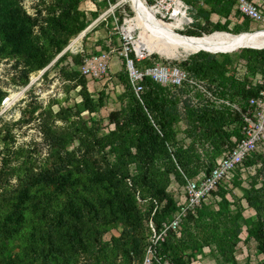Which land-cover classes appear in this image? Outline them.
<instances>
[{
    "label": "trees",
    "instance_id": "16d2710c",
    "mask_svg": "<svg viewBox=\"0 0 264 264\" xmlns=\"http://www.w3.org/2000/svg\"><path fill=\"white\" fill-rule=\"evenodd\" d=\"M79 2L58 1L60 15L48 17L37 34L35 21L17 0H0V55L22 63L18 76L21 84L28 82L30 72L43 69L49 63L53 57L49 52L51 46L57 52L64 48L67 40L62 34L74 35L85 27L78 17ZM204 3L210 6V12L224 16L232 7V3L221 0H204ZM211 27L214 31L235 34L250 31H232L219 22ZM185 34L203 35L194 30ZM242 48L227 53L237 52V59L249 74L262 71L264 48ZM221 53L198 51L183 61L184 68L198 78L217 82L232 96L238 93L246 101L256 89L246 88L247 77L236 79L227 70L228 62L221 60ZM79 66L74 60L70 70L60 69L67 80L79 87V102L58 106L57 110L51 104L36 107L40 108L36 117L47 146L43 157L26 153L21 146L14 148L10 131L0 128L3 141L0 264H117L121 259L130 263L134 258L141 263L149 236L148 221L151 219L159 226L176 210L169 185L173 181L184 184L203 165L195 145L202 144L203 139L216 152L222 146L234 145L231 136L236 139L241 136L238 113L208 105L196 108L185 103L191 142L186 147L178 144L173 129L174 123L183 117L178 99L173 90L154 84L149 77H144L140 99L128 78L120 77L125 87L122 106L109 113L114 127L98 135L99 123L91 118L89 125L81 113L95 112L104 105L107 96L103 92L97 98L92 96ZM4 96L0 90V106ZM231 124L230 131L223 128ZM71 142L76 145L68 149ZM253 156L244 161L245 166L252 162ZM224 185L218 186L221 209L216 216L207 220L206 215L213 214L214 209L199 207L195 214H187L183 226L191 223L201 241L214 244L223 260L232 264L236 261L230 243L235 244L245 226L248 238L256 242L257 251L264 255V187L244 190V198L255 211L246 218L237 208L229 210ZM138 198L150 203L152 215L146 222ZM152 200L156 201V208ZM224 210L226 214L221 216ZM118 227H121L118 236L103 239L105 233ZM185 248L186 238L180 232V235L168 234L156 245L155 251L160 263L190 264Z\"/></svg>",
    "mask_w": 264,
    "mask_h": 264
},
{
    "label": "rangeland",
    "instance_id": "374dc122",
    "mask_svg": "<svg viewBox=\"0 0 264 264\" xmlns=\"http://www.w3.org/2000/svg\"><path fill=\"white\" fill-rule=\"evenodd\" d=\"M58 1L60 2V0ZM58 1L17 0L26 14L35 21L34 32L37 34L40 27L45 26L48 17L60 15ZM143 2L147 7L155 10L156 17L160 19L159 10L162 6L157 5L154 7V0H143ZM226 2L232 3L231 9H233L234 15L232 17L239 18L241 20L239 24L235 23L234 18L225 19L220 15L212 14L214 12H210L207 6L197 3L195 0H188L186 4L189 6L188 11L192 20L194 21L197 18V21L189 25L193 24L196 28H190L185 25L184 29H181L177 21L167 17L163 21L177 23L176 31L181 34L192 30L200 35L202 33L203 35L204 33L211 34L214 31L211 25L214 21L219 20L224 22L223 24H226L227 28L232 31L237 29H250L247 32L253 34L264 32V30H260L264 28L263 24L250 22L248 18L239 12L235 0H226ZM254 2L259 3L258 0ZM193 3L195 5L197 3L196 6L198 9L190 7L191 4L194 6ZM77 12L80 20L85 23V27L74 35H68L66 37V34H62V37L67 40L64 48L60 52H57L51 46L49 52L53 53L52 59L43 69L30 72L26 84H21L18 78L22 63H19L15 58L0 55V90L5 94L0 106V128L10 131L14 148L21 146L26 149V153L28 152L34 157H43L47 152V146L40 132L39 121L36 117L40 108L36 107L43 108L51 104L53 110H57L58 106H72L81 100L79 87L64 77L60 72L61 68L66 71L70 70L74 60L82 64L83 60L97 46L101 50L111 49V55L119 56V69L115 74L119 78L123 77L124 79L128 78L125 52H128L129 59L133 58L135 67L148 66L149 64L164 61H171L186 67L183 61L194 54L190 53L175 58L164 56L154 51L136 52L134 44L136 46V41L140 39L143 29H146L147 33L150 34L154 32V28L149 25L147 20H145L144 27L128 28V21L136 17V11L130 0H80ZM200 18H203L205 23L202 24ZM209 18L212 19L209 20ZM221 54H223L221 60L228 62L225 65L227 70L232 72V74L237 64L243 63L237 59V52ZM141 55L143 57H140ZM86 80L89 81L90 79ZM178 91L180 89L175 92ZM102 92L104 93V90ZM13 95L15 96L14 98H12ZM234 101L241 105L244 102L238 93H234ZM111 111L112 108H97L93 113L82 112L81 117L89 125V120L91 118L95 119L99 123L98 135H101L102 133L108 132L110 126L113 127V124L109 120V113ZM176 142L180 144L178 139ZM231 142L233 141L231 140ZM2 145L3 141L0 140V148H2ZM75 145L74 142H71L67 145V148L71 149ZM226 147L222 146L219 151L214 152L215 150L212 151L211 148H207L205 145L196 144L195 148L203 165L198 168L197 173L191 176V178H202L209 171L210 163L220 158ZM247 166H250V168L242 175L236 176L229 184L223 183V185L225 184V188H223L225 190V197L229 201V210L234 211L237 208L246 218L254 215L255 211L248 205L244 198V190L264 187V144L254 153L252 162ZM220 191L221 188L217 187L200 206V209L204 207H212L214 209L213 214L206 215L207 220L215 217L216 212L221 209L219 205ZM139 208L144 214L143 217L146 222L147 218L152 215V211L150 212V203L147 201L139 202ZM225 214L224 210L221 216H225ZM120 228L118 227V229L105 233L103 239L109 240L111 236L119 234ZM181 233L186 238L185 255L190 264H232L223 260L214 244L202 242L191 223L182 226ZM230 249L233 252L236 264H264V255L257 251L256 242L248 238L245 226L239 232L238 240L235 244L232 245L230 243ZM138 260L134 258L130 263H127L126 260L121 259V261H117V264H139L140 262Z\"/></svg>",
    "mask_w": 264,
    "mask_h": 264
},
{
    "label": "built area",
    "instance_id": "2783aa9c",
    "mask_svg": "<svg viewBox=\"0 0 264 264\" xmlns=\"http://www.w3.org/2000/svg\"><path fill=\"white\" fill-rule=\"evenodd\" d=\"M235 4L239 12L251 22L264 25V6L252 0H235ZM157 5L162 6L159 10L160 19L164 20L167 17L177 21L181 29L193 21L189 15V7L183 0H154L153 6ZM111 52V49L92 52L79 66L81 75L86 79H109ZM125 61L129 84L139 99L144 90L142 84L144 77H149L154 84L166 86L173 91L186 89L189 94L200 93L203 98L214 104L228 107L234 113H238L241 119L240 138H232L234 145L226 147L222 156L215 160L202 178H186V182L182 185L175 181L169 185L168 191L171 192L176 204L172 217L162 221L159 226H156L151 219L148 221L149 236L140 264H168L167 261L160 263L156 256V245L170 233L180 235L187 214L189 212L195 214L196 209L219 185L229 184L236 176L248 170L250 166H245L244 161L264 144V68L262 71L249 74L244 64L240 63L235 67L233 71L235 78L243 80L247 77L249 83L246 88L256 89L255 94L247 97L241 105L235 101L230 102L227 99L218 98L215 95L216 88L213 83L192 75L177 63L164 61L135 67L133 58L128 57V52H125ZM186 146V143L183 144V147ZM205 146L211 148L208 144ZM138 200L142 202L141 199L138 198ZM152 203L156 208V201L152 200Z\"/></svg>",
    "mask_w": 264,
    "mask_h": 264
},
{
    "label": "bare ground",
    "instance_id": "6f19581e",
    "mask_svg": "<svg viewBox=\"0 0 264 264\" xmlns=\"http://www.w3.org/2000/svg\"><path fill=\"white\" fill-rule=\"evenodd\" d=\"M130 2L136 11V17L128 21V28L144 27L145 20L154 28V32L150 34L146 29H143L140 39L136 41V46L134 44L136 52L154 51L176 58L201 50L227 53L245 46H264V32L259 34L246 32L234 35L235 33L227 31H214L202 36L181 34L175 30L177 23L158 19L155 15L156 11L147 7L143 0H130ZM260 30H264V28ZM14 97L13 95L12 98Z\"/></svg>",
    "mask_w": 264,
    "mask_h": 264
},
{
    "label": "crops",
    "instance_id": "0c3cea01",
    "mask_svg": "<svg viewBox=\"0 0 264 264\" xmlns=\"http://www.w3.org/2000/svg\"><path fill=\"white\" fill-rule=\"evenodd\" d=\"M184 1V0H183ZM197 3H201L205 6H207V8L210 10V6L207 5L206 3H204V0H195ZM226 0H221V2H224ZM255 1V0H252ZM260 5L264 6V0H258ZM186 3V0L184 1ZM196 3V5H197ZM194 6L190 7H195V9H198V7L193 3ZM199 6V4H198ZM189 7V6H188ZM214 15H216L217 13H212ZM220 14H217V16H219ZM222 18H234V20L236 21V24L240 23V19L236 18V17H232L233 15V9L230 10V13L227 16L224 15H220ZM212 18H209V20H211ZM194 21H197V18L194 19ZM192 21V23L194 22ZM200 21L203 23L204 19L200 18ZM224 23L221 20L219 21H214V23ZM251 22V21H250ZM213 23V22H212ZM213 23V24H214ZM234 23V24H235ZM188 27L190 28H196L195 25H188ZM101 50L99 48V46L95 47V49L92 52H97ZM118 60H119V56L118 55H110V59H109V70H110V78L107 80H96V79H90L89 81H87V87L90 91V93L92 94V96L94 98H97L98 93L102 90H104V93L106 94V99H104V105L101 108L104 109H110L112 108V111L114 110H119L122 106V101H121V95L125 89L124 84L122 83V81L120 80V78L117 76L116 71L119 69V64H118ZM213 83V85L215 86L216 90H215V95L218 98H223V99H227L230 102H234V96L231 95V93L226 90V88H223L221 85H219L217 82H211ZM175 96L178 99V108L181 111V115H183V117H180L179 120L174 123L173 125V129L175 132V140H179L180 144H189L191 142V138L190 136L187 134V128H188V124H187V120L184 114V104L187 103L189 105H191L192 107H196V108H202L205 105L208 106H212L216 109H226L232 113H234L233 111L230 110V108L222 106V105H218V104H214L213 102L203 98V96L200 93L194 92L192 94H189V92L186 89H180V91L175 92ZM111 125V124H110ZM114 127V125H113ZM112 126H110V129L113 128ZM225 130L230 131L232 129V124L231 125H224L223 127ZM234 136H231L230 139L232 140ZM235 138V137H234ZM202 144L203 145H210L209 141H204L202 139ZM118 229V228H116ZM115 230V229H112ZM110 230V231H112ZM121 231V228H120ZM120 233V232H119ZM114 235V236H118Z\"/></svg>",
    "mask_w": 264,
    "mask_h": 264
},
{
    "label": "water",
    "instance_id": "95a60500",
    "mask_svg": "<svg viewBox=\"0 0 264 264\" xmlns=\"http://www.w3.org/2000/svg\"><path fill=\"white\" fill-rule=\"evenodd\" d=\"M121 1H124V0H121ZM241 33H246V32H240V33H238V34H241ZM234 35H236V34H234ZM243 48L262 49V48H264V46H263V47L245 46V47H243ZM243 48H242V49H243ZM203 51L208 52V53H211V54H214V53H215L214 51H206V50H203ZM218 52H221V51H218Z\"/></svg>",
    "mask_w": 264,
    "mask_h": 264
}]
</instances>
